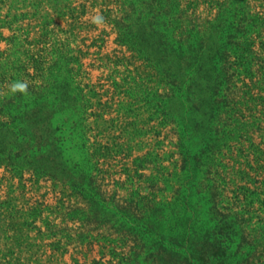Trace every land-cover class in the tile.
<instances>
[{"label": "trees", "instance_id": "1", "mask_svg": "<svg viewBox=\"0 0 264 264\" xmlns=\"http://www.w3.org/2000/svg\"><path fill=\"white\" fill-rule=\"evenodd\" d=\"M243 4L244 0H229L225 7L235 15L242 10ZM149 5L137 8L135 12L139 18L149 17L152 13L153 20L145 28H124L121 41L146 60L155 55L158 72L170 85V92L165 94L175 96L176 93L180 100L175 103H187L188 109L182 111L180 107L177 113L171 114L149 103L147 109L162 113L159 118H149V121H158L154 128H160L150 134L148 118H142V126L141 122L137 123L136 135L148 150L131 161L125 147H133L127 139L132 130L127 125L126 128H115V122H123L121 117L107 119L105 112L99 111L102 105L99 98L97 102L87 100L81 105L76 102L73 108L78 116H60L57 104L48 101L45 105L54 106L47 116H43L39 115L37 100L24 99L17 91L14 98L1 104L0 133L17 134L25 128L24 121H30L38 152L20 150L12 153L9 157L12 168L20 169L23 160L37 165L38 158L55 162L51 155L56 153L59 156L62 171L68 177L64 181L65 188L71 193H64V197L68 208L71 207L80 220L77 239L82 244L90 237L99 236L102 229L114 234L120 233L124 227L142 248L159 247L151 254L164 261L173 259L178 263L180 260L178 264H264V250L259 252L256 262H252L254 254L251 252V246L255 249L264 239V147L255 139L256 132L264 130V58L259 55L264 52V38L260 37L261 32L254 36L241 18L228 24L222 20L217 25L228 32V47L218 44L217 37L212 38L205 49L206 40L201 35L205 25L186 18L179 1L171 0L160 8ZM219 5L221 10L223 7ZM228 36L223 38L224 42ZM139 37L142 43L137 40ZM150 50L156 52L151 54ZM47 59L40 55L37 76L46 74V64L51 61ZM226 63L230 66L225 67ZM196 74L200 77V84L196 82ZM11 75L5 73L4 77L12 78ZM148 77L150 82L156 79V76ZM49 88L45 85L30 87L42 91ZM90 93L98 96L96 90L91 89ZM65 103L66 100L60 103L61 108ZM4 105L7 110L3 109ZM166 105L165 102L163 106ZM93 117L95 120L91 121ZM169 125L177 134V140H171L170 145L180 144L183 138L190 136L189 141L197 143L199 140L200 146L193 151L192 145L181 166L164 174L166 165L162 160L168 158L163 157L162 152L168 136L163 130ZM95 129L93 136L91 133ZM68 140H71L69 146L65 144ZM17 141L22 143L21 139ZM73 147L85 152L80 162L67 153ZM42 163L38 164L39 167ZM149 163H154L151 175L141 172ZM122 165L128 177H138L139 181L127 188L126 197L117 203V192L108 194L101 190L97 177L102 174L103 178L116 182L118 170L114 168ZM38 172L37 178L40 177ZM51 175L56 177V173ZM143 182L151 183L150 187L144 188ZM161 183L165 185L161 186ZM69 196L76 197L75 204H70ZM65 203L64 200L60 206L63 208ZM113 203L115 205L111 206ZM49 207L47 203L30 207L27 223L36 222L43 209ZM11 214L14 218L22 212L16 210ZM207 223L211 224L207 226ZM87 224L94 226L84 232ZM38 231L42 233L41 229ZM239 234L244 236L245 244H249L248 250L236 252L232 249L229 252ZM71 242L64 243V251ZM61 244L60 239L51 243L54 251L62 249ZM15 254L12 247L8 249L9 264H28L20 262L21 256ZM235 254L240 257L231 262ZM128 262L142 264L143 260L141 255L132 253ZM74 264L86 263L75 258Z\"/></svg>", "mask_w": 264, "mask_h": 264}, {"label": "rangeland", "instance_id": "2", "mask_svg": "<svg viewBox=\"0 0 264 264\" xmlns=\"http://www.w3.org/2000/svg\"><path fill=\"white\" fill-rule=\"evenodd\" d=\"M169 1L171 0H0V108L5 100L14 98L18 91L22 98L39 102V115L47 116L52 110L54 105H45L49 101L60 108V116H78L73 108L76 102L81 105L87 100L97 102L99 98L102 102L99 111L105 112L107 119L121 117L123 122H115V128H126L127 125L132 130L127 134V139L133 147H125L131 161L143 156L148 148L136 135L137 123L141 122L142 126V118H148L147 127L151 130L150 134H154L160 126L154 128L158 121H149V118H159L162 115L160 111L147 109L148 104H155L171 114L177 113L180 107L185 111L188 104H176L175 101L180 100L176 93L175 96L172 94L174 98L165 94L170 92V85L159 74L155 55L149 60L139 57L137 52L122 43V31L129 27L136 30L145 28L153 20L152 13L149 17L139 18L135 12L137 8L147 4L160 8L169 4ZM176 1L182 4L186 18L190 17L194 23L205 25V31L201 34L203 40H206L205 49L211 39L215 40L217 37L218 44H222L223 48L228 47V32L221 25H217L222 20L228 24L241 18L240 21H245L254 36L261 32L260 37L264 38V0H244L242 13L239 11L235 15L229 13L225 7L229 0ZM219 4L223 7L221 10ZM225 36L228 37L224 42ZM137 40L141 42L140 37ZM155 52L149 51L151 54ZM263 53L260 52L259 55L264 58ZM40 55L51 60L47 62L46 74L42 77L36 75V70L41 66L38 62ZM229 66V63L225 64V67ZM5 73H12V78H5ZM149 75L156 76V79L150 82ZM196 79L200 84L197 74ZM35 85L50 86V90H31L30 87ZM239 87L242 89L241 83ZM91 89L96 90L98 96H92ZM65 100V106L63 104L61 108L60 103ZM165 102L167 105L163 106ZM3 109L7 110V107L4 105ZM183 114L186 115V112ZM90 120H95V117ZM24 126L17 134L0 133V264H9L10 256L6 253L11 247L16 252L15 255L18 253L21 256L20 262L28 264H74L75 258L86 264H129L128 258L132 253L141 255L142 264L180 262L177 260L176 263L173 259L164 261L162 257L151 254L157 252L159 247L154 245L150 249L142 248L138 241L132 240L124 227L120 233L114 234H110V230L102 229L99 236L90 237L82 244L77 239L80 220L74 210L68 208V201L64 197V193L69 194L70 190L65 188L64 181L68 177L62 171L63 165L59 156L56 153L51 155L55 157V162L48 158H38L37 165H30L23 160L19 164L22 170L12 168L9 159L12 153L20 150H24V153L38 152L32 123L24 121ZM172 128L169 125L163 130V134L168 136L162 152L163 157L168 158L162 160L166 165L163 173L168 170L173 172L176 166L180 167L192 145L193 151L200 146L199 140L197 143L190 142V136L183 138L180 144L170 145L171 140H177V134ZM96 131L95 129L91 134L94 136ZM19 139L22 143L17 141ZM255 139L264 147V130L256 132ZM69 141L71 140L65 143L67 146ZM72 143L75 144L74 141ZM67 153L70 158L79 162L84 159L85 152L76 147L68 149ZM40 162L45 165L42 163L39 167ZM131 167L135 169L134 164ZM123 168V165L114 168L115 171L118 170L115 175L116 182L107 177L103 178L102 174L97 177L101 190L108 194L117 192V203L120 198L126 197L127 188H131L132 184L137 185L139 181L138 177H128ZM153 168L154 163H149L141 172L151 175ZM36 171H39V178ZM51 173H56V177L53 178ZM142 185L148 188L151 183L143 182ZM164 185L161 183V186ZM69 197L72 200L70 204H75L76 197ZM64 200L66 203L62 208L60 205ZM39 203H47L51 207L44 208L36 222L27 223L29 208ZM16 210L22 214L11 217V213ZM93 226L87 224L84 232L90 231ZM39 229L43 234H40ZM58 239L61 240L62 249L54 251L51 243ZM70 240L72 242L64 251V243ZM245 243L244 236L239 234L228 250H248L249 244ZM251 247L254 254L252 262H256L257 255L264 250V239L255 249ZM235 255L231 262L240 257Z\"/></svg>", "mask_w": 264, "mask_h": 264}]
</instances>
